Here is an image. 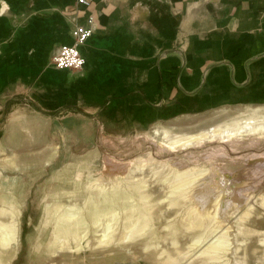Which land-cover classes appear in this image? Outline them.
<instances>
[{
    "label": "rangeland",
    "instance_id": "1",
    "mask_svg": "<svg viewBox=\"0 0 264 264\" xmlns=\"http://www.w3.org/2000/svg\"><path fill=\"white\" fill-rule=\"evenodd\" d=\"M59 2L0 0V206L7 200L13 203L18 231L9 264L166 263L158 260L152 249L134 262L113 244L98 248L96 243L103 229L96 225L88 226L79 250L50 255L54 247L47 246L52 224L47 208L55 201L66 205L75 198L80 205L88 192L95 191L86 187L88 183L109 178L108 162H115L120 168L117 173L126 175L133 160L150 153L168 155L165 149L170 147L177 150L173 168H192L204 173L201 178L215 177V183L221 182L218 177L225 176L228 196L235 189L238 195L250 194L238 210L228 209L219 228L205 221L206 227L187 230L186 211L179 206L174 209L177 213L169 220L175 222L178 247L186 242L200 243L191 251L190 259H182L183 251L173 263L264 264V207L259 205L261 195L264 196V131L232 135L230 139L225 133L231 125L243 126L251 119L264 117V103L242 99L160 112L156 116L119 114L120 105L99 97L107 91L95 88L93 77L81 70L62 71L47 65L46 58L60 42L67 20L65 5L60 7ZM150 113L153 111L149 110ZM155 130L159 135L166 130L171 138L179 137L182 141L168 139L161 145ZM218 141L224 143L216 144ZM137 164L140 162L133 167ZM147 165L145 176L153 182L154 189L165 187L164 177L172 170ZM120 189L125 190L124 185ZM163 192L168 190L164 188ZM100 198L94 197L97 202ZM125 202L120 200V204ZM167 203L162 202L165 210L171 209ZM249 207L253 210L250 208V214L244 217ZM117 213L123 218L120 211ZM7 216L0 214V221L9 220ZM102 220L105 227V218ZM122 223L115 234L118 239ZM162 233L159 242L170 243L166 232ZM223 234V255L212 263L200 261L199 255Z\"/></svg>",
    "mask_w": 264,
    "mask_h": 264
},
{
    "label": "crops",
    "instance_id": "2",
    "mask_svg": "<svg viewBox=\"0 0 264 264\" xmlns=\"http://www.w3.org/2000/svg\"><path fill=\"white\" fill-rule=\"evenodd\" d=\"M59 6L67 20L57 44L70 43L71 26L92 16V34L79 46L81 71L107 91L99 97L120 105L119 114L264 103V0H92L87 7L61 0Z\"/></svg>",
    "mask_w": 264,
    "mask_h": 264
},
{
    "label": "bare ground",
    "instance_id": "3",
    "mask_svg": "<svg viewBox=\"0 0 264 264\" xmlns=\"http://www.w3.org/2000/svg\"><path fill=\"white\" fill-rule=\"evenodd\" d=\"M226 130L227 139H230L232 135L255 134L256 132L264 131V117L251 119L243 126L239 124L231 125ZM154 135H159V131L155 130ZM219 136L220 138L223 137ZM168 139L176 140L175 143L182 141L179 137L171 138L166 130L159 135V140L157 141L162 145L166 144ZM222 143L224 141L216 142V144ZM187 149L185 148L184 150ZM165 150L168 155L150 153L145 156L148 157L147 160H144L145 157L138 161L133 160L129 167L127 166L126 175L120 172L117 173L120 168L115 162H108L109 178L106 181L98 178L88 183L86 187L88 189L93 188L95 191H87V197L82 199L83 202L80 205L77 198L69 200L66 205L59 201L53 202L52 207L50 209L47 208V213L50 215L52 222L51 239L48 244L45 243L51 249L54 247L49 252L50 255L55 252L62 256L79 250L83 247L80 240L85 237L88 226L96 225V227L99 226L103 229L101 238L97 240L96 246L100 248L113 244L114 248H119L128 254L131 261L136 262L140 256H144L145 251L150 249H152L151 253L158 257V260H165L166 263L163 262V264L175 262L176 259L180 258L183 251L185 253L182 259H190L191 251L200 242L199 240L191 244L186 242L178 247L177 239L174 238L176 234L175 222L169 220L173 213H177L174 209L179 206L180 209L182 208L186 211L185 214L189 216L187 230L196 227H206L207 223L205 221H208L209 224H216V227L219 228L228 214V209L238 210L246 203L250 194L238 195L239 191L235 189L233 194L228 196L226 193L228 189H226L224 184L226 181L223 180L225 176L218 177L221 182L215 183L213 182V180L216 181L215 177L201 178L204 173L196 172L192 168L179 165L173 168V157L177 150L172 147ZM139 162V165L137 164L133 167V164ZM147 163L172 170L173 173H169L164 177V183L167 186L154 189L155 185L152 184L153 182L149 181V177L145 176L144 170L148 167ZM121 183H123L125 190L120 189L123 186ZM234 187L236 185H233ZM164 188L168 190L167 193L163 192ZM96 195L101 197L99 202L94 199ZM261 196L259 205L264 207V196ZM120 200H126V202L120 204ZM164 200L168 201L167 205L171 209L165 210V206L162 204ZM4 202L0 206V214L8 215L9 220L0 221V264H9V257L15 251L18 231L14 213L15 207L9 200ZM98 203L100 206H97ZM250 208L253 210V207H249L244 212V217L250 214ZM117 211L123 214V218H120V213H117ZM157 212H161V214L157 216ZM102 217L105 218V227ZM120 221L123 222L121 224L123 230L118 239L115 234ZM162 231L166 232V236L171 240L170 243L167 242L164 245L159 242V237L163 235ZM225 236V234L221 235L217 241L210 244L199 255L201 257L200 261H206V263L210 261L209 263H212L218 260L219 256L226 251ZM84 244L87 245V242ZM141 246H144V251L141 250ZM85 248L87 249V247ZM174 252H177L178 257L173 255L176 254ZM50 255L48 257H51ZM175 257L176 259H174ZM172 259L174 260L172 261Z\"/></svg>",
    "mask_w": 264,
    "mask_h": 264
},
{
    "label": "built area",
    "instance_id": "4",
    "mask_svg": "<svg viewBox=\"0 0 264 264\" xmlns=\"http://www.w3.org/2000/svg\"><path fill=\"white\" fill-rule=\"evenodd\" d=\"M92 0H75L80 7H87ZM93 31V18L88 15L82 23H75L69 30L70 43L57 44L47 58V65L56 70L80 71L84 57L79 49Z\"/></svg>",
    "mask_w": 264,
    "mask_h": 264
}]
</instances>
